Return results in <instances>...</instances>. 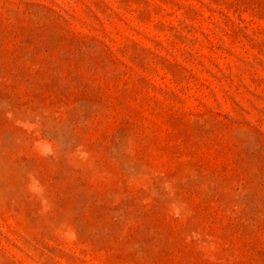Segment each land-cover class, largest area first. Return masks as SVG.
<instances>
[{"label": "rangeland", "instance_id": "obj_1", "mask_svg": "<svg viewBox=\"0 0 264 264\" xmlns=\"http://www.w3.org/2000/svg\"><path fill=\"white\" fill-rule=\"evenodd\" d=\"M0 264H264V0H0Z\"/></svg>", "mask_w": 264, "mask_h": 264}]
</instances>
